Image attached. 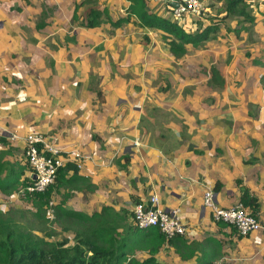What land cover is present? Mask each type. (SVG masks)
Here are the masks:
<instances>
[{"label": "crops", "instance_id": "0c3cea01", "mask_svg": "<svg viewBox=\"0 0 264 264\" xmlns=\"http://www.w3.org/2000/svg\"><path fill=\"white\" fill-rule=\"evenodd\" d=\"M79 1L86 5L0 0V175L26 164L23 138L41 133L61 152L80 151L79 177L71 178L72 169L63 173L49 199L60 214L92 216L78 222L83 231L111 224V233L124 237V250L136 248L132 255L141 260L152 236L149 228H134L132 210L156 193L159 206L178 210L186 225L185 234L164 242L157 261L264 264L261 232L238 235L213 222L203 205L206 189L229 206L247 188L264 223V0L255 1L254 40L240 34L251 24L235 33L237 21L227 19L179 58L161 31L137 17L111 24L129 1L106 0L101 8L114 4L116 12L94 28L81 25L82 17L73 20ZM81 4L76 13L84 16ZM147 8L171 18L153 0ZM24 176L31 177L29 168L19 180Z\"/></svg>", "mask_w": 264, "mask_h": 264}, {"label": "trees", "instance_id": "16d2710c", "mask_svg": "<svg viewBox=\"0 0 264 264\" xmlns=\"http://www.w3.org/2000/svg\"><path fill=\"white\" fill-rule=\"evenodd\" d=\"M127 1H129V5L126 8L127 14L110 20L111 24L118 27L128 21L130 17H137L139 24L161 31L164 34L163 40L165 44L171 54L177 58L187 54L191 47H197L206 40L211 39L214 33L217 32L219 24L227 19L237 21L239 28L234 29L235 33L244 29L246 27L245 24H252L255 20V16L248 10V4L251 0H212L224 4L218 23H210L202 27H196L198 26L196 25L194 27L196 28L195 30H187L171 18L161 17L156 12L149 11L147 6L150 0ZM85 3H88L90 7L86 14L81 16L82 20L79 23L87 28L100 26L104 19L101 17L100 11L96 6L92 5V0H85ZM212 5L214 4H209L208 6L213 7ZM104 16L108 19L110 18L109 13L106 11ZM79 18L80 16L75 12L73 20H79ZM199 21L198 19L194 23ZM212 71L214 70L212 69ZM3 164V162H0V172L3 169ZM28 168L29 166L26 163L16 170L7 169L4 176L0 175V189L8 185L15 186V184H20L19 186L23 189L26 184H29L30 177L24 176L21 181L19 179L22 178L24 170ZM69 169L74 172L72 179L79 177L77 166L69 162L59 168L57 181L60 178L62 179V174ZM67 181L69 180L67 179ZM49 195V187L43 193H29L24 190L21 192V198L33 204L37 211L51 205ZM240 203L256 215L259 202L257 197L254 194H250L247 188H242L241 190ZM57 208L58 206L53 205L54 214L57 217L64 215L67 217L65 219L78 222L93 220L92 216L87 217L73 210H63V213L61 212L60 214ZM113 227L111 224L102 225V228L98 229H94L91 226L82 232L76 231L71 238L63 237L56 241H45L42 238L31 235L30 232L18 225L13 218H9L7 213L0 210V264H164L157 261L155 255L164 242H170L172 239L179 237V235H175L167 238L156 227H149L147 232L152 237L149 240V245L144 247L148 251L147 256L139 260L132 255L134 250H137L136 248L128 247L127 250H124L126 241L124 237L116 238L111 233V228L113 229ZM134 228L137 231L140 229L135 224Z\"/></svg>", "mask_w": 264, "mask_h": 264}, {"label": "built area", "instance_id": "2783aa9c", "mask_svg": "<svg viewBox=\"0 0 264 264\" xmlns=\"http://www.w3.org/2000/svg\"><path fill=\"white\" fill-rule=\"evenodd\" d=\"M165 5L173 20L187 21L188 18H201L208 11L205 0H156ZM176 4V5H175ZM120 12V11H119ZM121 13V12H120ZM126 14V9L122 10ZM177 23V22H176ZM177 24L180 25L178 22ZM262 104L259 111L264 115V92L261 95ZM15 137V135H13ZM24 156L29 166V184L24 189L29 193H43L56 182L58 170L68 162L80 165L81 154L78 149L61 152L55 141L47 136L30 132L23 138ZM135 146L139 143L134 140ZM160 201L156 193L148 199L137 202L132 210L134 224L145 229L156 227L167 238L183 235L186 225L177 214L178 210H165L159 206ZM203 205L210 211L211 219L215 223H225L235 228L238 235L246 236L253 232H261L264 236V223L240 202L229 206L219 205L211 189H206L203 194ZM212 264H224L222 258Z\"/></svg>", "mask_w": 264, "mask_h": 264}, {"label": "rangeland", "instance_id": "374dc122", "mask_svg": "<svg viewBox=\"0 0 264 264\" xmlns=\"http://www.w3.org/2000/svg\"><path fill=\"white\" fill-rule=\"evenodd\" d=\"M105 1L106 0H92V5L96 6V8L100 11L101 17H104L105 11L108 13L116 12L115 10L113 11L110 8L114 4L103 7L102 9L101 5L105 4ZM255 1L256 0H251L248 4V10L251 12L252 15L257 12ZM153 2L154 4H156V6H162L164 9H166L165 5L158 4L156 0H153ZM206 3L207 5H214H212L213 7L208 6L209 10L211 11L205 13L203 17L208 18L210 23H218L219 16L222 14L224 4L222 2L218 3L217 1L215 2L212 0L206 1ZM80 4V1L79 3L75 2L74 13L79 9ZM85 4L87 5L88 3ZM81 5H83L82 7L86 8V14L90 6H84V3H82ZM78 16L81 17L83 15L81 14ZM194 20L197 21L195 18H188L187 21L174 20V22H179L182 28L191 30L190 24ZM195 25H198V27H202L205 26L206 23L199 21L198 23L196 22ZM253 25L254 24L250 25L251 29H249L248 32L247 28L245 30L242 29L243 31L240 34L243 38L254 40L252 32ZM232 35V33L229 34V36ZM22 191L23 189L21 188V186H17L10 188V191L7 193L0 192L2 193V195L5 194L4 198L0 197V210L7 213V216L9 218H13L18 225H20L24 230L30 232L31 235L37 238H42L45 241H56L62 239L63 237L71 238L76 231H83V227L79 225L78 221L57 217L54 214L53 205H48L49 207H44L43 210L37 211L36 208H34L33 204L28 203L27 201L21 198Z\"/></svg>", "mask_w": 264, "mask_h": 264}, {"label": "clouds", "instance_id": "9594fccd", "mask_svg": "<svg viewBox=\"0 0 264 264\" xmlns=\"http://www.w3.org/2000/svg\"><path fill=\"white\" fill-rule=\"evenodd\" d=\"M126 14H127V12H126ZM126 14H125V15H126ZM125 15H124V16H125ZM31 178H32V177H31ZM26 185H27V184H26ZM26 185H25V186H26ZM25 186H24V187H25ZM49 187H50V186H49ZM23 190L26 191L24 188H23ZM45 191H46V190H45ZM26 192H27V191H26Z\"/></svg>", "mask_w": 264, "mask_h": 264}, {"label": "water", "instance_id": "95a60500", "mask_svg": "<svg viewBox=\"0 0 264 264\" xmlns=\"http://www.w3.org/2000/svg\"><path fill=\"white\" fill-rule=\"evenodd\" d=\"M176 5V4H175ZM32 178H34L35 176H31Z\"/></svg>", "mask_w": 264, "mask_h": 264}]
</instances>
